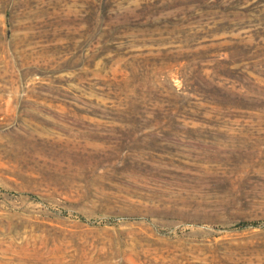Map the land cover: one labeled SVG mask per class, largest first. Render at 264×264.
I'll list each match as a JSON object with an SVG mask.
<instances>
[{
  "label": "rangeland",
  "instance_id": "rangeland-1",
  "mask_svg": "<svg viewBox=\"0 0 264 264\" xmlns=\"http://www.w3.org/2000/svg\"><path fill=\"white\" fill-rule=\"evenodd\" d=\"M0 264H264V0H0Z\"/></svg>",
  "mask_w": 264,
  "mask_h": 264
}]
</instances>
